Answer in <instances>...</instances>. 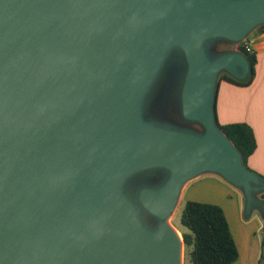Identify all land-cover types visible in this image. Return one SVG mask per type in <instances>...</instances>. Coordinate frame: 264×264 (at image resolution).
<instances>
[{
    "label": "water",
    "instance_id": "obj_1",
    "mask_svg": "<svg viewBox=\"0 0 264 264\" xmlns=\"http://www.w3.org/2000/svg\"><path fill=\"white\" fill-rule=\"evenodd\" d=\"M260 24L264 0H0V264H181L167 220L204 172L239 187L246 212L264 208V180L216 121L218 76L242 80L248 61L207 46ZM172 48L181 115L202 132L144 117ZM154 168L168 175L138 192L149 230L122 183Z\"/></svg>",
    "mask_w": 264,
    "mask_h": 264
},
{
    "label": "crops",
    "instance_id": "obj_2",
    "mask_svg": "<svg viewBox=\"0 0 264 264\" xmlns=\"http://www.w3.org/2000/svg\"><path fill=\"white\" fill-rule=\"evenodd\" d=\"M244 42L250 45L256 56L254 78L248 85H239L225 79L218 80L215 111L220 124L245 122L252 127L256 138V148L247 158V165L264 177V27L254 28L244 40L237 44V49ZM229 50L237 51L235 48ZM201 174L183 184L179 197L184 198L187 193L188 200L219 205L224 212L238 250V256L231 264H257L260 242L264 237V223L243 220V195L239 189L235 192L234 200L226 196L224 199L201 200L197 186L207 180L221 190H231L223 179L215 175L216 173H209L211 175L208 176ZM227 199H230L231 205Z\"/></svg>",
    "mask_w": 264,
    "mask_h": 264
},
{
    "label": "rangeland",
    "instance_id": "obj_3",
    "mask_svg": "<svg viewBox=\"0 0 264 264\" xmlns=\"http://www.w3.org/2000/svg\"><path fill=\"white\" fill-rule=\"evenodd\" d=\"M239 42H230L225 39H212L207 42L209 53L214 56L220 52L229 50L230 48L237 49V44ZM208 54V53H207ZM209 56V54H208ZM182 60L184 64V55L179 48L169 49L165 55L163 63L159 69V72L153 82L150 84L149 89L143 99V111H146L148 117L144 116L146 120H150L155 125L171 128V129H187L194 132H202L203 127L192 121L185 120L181 115L180 109V86L183 80L185 72V64L180 66ZM224 73V72H221ZM220 73V74H221ZM145 109V110H144ZM152 120H151V119ZM136 172L124 179L122 183V190L127 197V199L132 203L137 213L141 211L142 218L147 222L143 224L151 230L153 227L157 226V219L147 214L143 208L140 206L138 201V192L142 187H152L155 188L161 185L167 178V171L160 168H154L153 170H148L145 172ZM162 173V175H161ZM209 173L213 172H204L201 175H211ZM161 175L160 178H158ZM220 179H223L220 175L215 174ZM224 180V179H223ZM230 187V191L221 190L215 184H212L210 181H205L197 186L198 193L200 194L199 198L201 200H215V198H223L226 196L228 198L235 197V192L239 187L234 186L233 184L224 180ZM242 202V217L244 221L251 222H263L264 223V208L260 206L259 202H255L252 210L248 213L245 208V196L243 191ZM262 192H257L256 197L262 199ZM189 195L185 194L184 198L179 197L177 204L168 218L169 225L174 228L176 231H179V216L180 211L183 207V204L188 200ZM229 205H231L230 199ZM204 202V201H199ZM209 203V202H206ZM213 204V203H212ZM217 205V204H216ZM231 231V230H230ZM232 233V232H231ZM181 235V233H180ZM183 255L181 264H191L185 255V250L183 246Z\"/></svg>",
    "mask_w": 264,
    "mask_h": 264
},
{
    "label": "trees",
    "instance_id": "obj_4",
    "mask_svg": "<svg viewBox=\"0 0 264 264\" xmlns=\"http://www.w3.org/2000/svg\"><path fill=\"white\" fill-rule=\"evenodd\" d=\"M257 27H264V24ZM238 50L244 53L249 64L247 77L238 80L224 72L218 76V80L225 79L239 85H248L255 75L256 56L254 53H248L244 45H239ZM216 121L224 135L240 152L244 167L264 180L263 176L247 165V158L256 148V138L252 127L245 122L220 124L217 117ZM261 197L264 199V192ZM178 229L182 236L185 255L191 264H231L238 256L236 243L219 205L186 200L180 211ZM263 262L264 237L260 242L257 264Z\"/></svg>",
    "mask_w": 264,
    "mask_h": 264
},
{
    "label": "bare ground",
    "instance_id": "obj_5",
    "mask_svg": "<svg viewBox=\"0 0 264 264\" xmlns=\"http://www.w3.org/2000/svg\"><path fill=\"white\" fill-rule=\"evenodd\" d=\"M168 221V220H167ZM176 237L180 243V259L182 261V255H183V245H182V236L180 235V233L178 231H176Z\"/></svg>",
    "mask_w": 264,
    "mask_h": 264
},
{
    "label": "built area",
    "instance_id": "obj_6",
    "mask_svg": "<svg viewBox=\"0 0 264 264\" xmlns=\"http://www.w3.org/2000/svg\"><path fill=\"white\" fill-rule=\"evenodd\" d=\"M243 45H244L245 50H246L248 53H253V50H252V48L250 47L249 44H247V43L244 42Z\"/></svg>",
    "mask_w": 264,
    "mask_h": 264
},
{
    "label": "flooded vegetation",
    "instance_id": "obj_7",
    "mask_svg": "<svg viewBox=\"0 0 264 264\" xmlns=\"http://www.w3.org/2000/svg\"><path fill=\"white\" fill-rule=\"evenodd\" d=\"M178 61L180 62V63H179V64H180V66H182V65H184V64H185V60H184V64H183V61H182V60H178ZM184 70H185V69H184ZM150 170H153V169H149V171H150ZM145 171H148V170H145ZM145 171H142V172H145ZM142 172H141V173H142ZM161 175H162V173H161ZM161 175H160L158 178H160V177H161Z\"/></svg>",
    "mask_w": 264,
    "mask_h": 264
}]
</instances>
